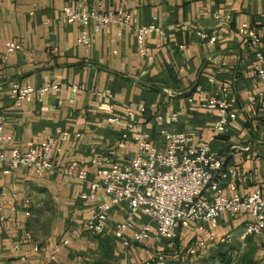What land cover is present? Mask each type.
<instances>
[{
    "label": "crops",
    "instance_id": "crops-1",
    "mask_svg": "<svg viewBox=\"0 0 264 264\" xmlns=\"http://www.w3.org/2000/svg\"><path fill=\"white\" fill-rule=\"evenodd\" d=\"M103 1L109 10L122 9L128 22L93 31L91 23L69 22L63 15L66 6L77 9V0H0V54L7 41L20 44L0 59V110L4 134L11 138L5 155L13 146L24 153L48 138L56 141L48 173L17 168L3 174L0 164V264H148L158 255L166 264H184L183 254L201 237L196 230L180 229L174 242H157L152 234L123 248L113 232L127 218L126 206L114 208L105 230L96 234L83 228L93 202L82 197L98 182L91 160L127 161L143 134L158 150L165 147L161 128L207 140L217 115L200 103L211 97H222L236 112L211 143L223 154L224 166L235 171V191L247 196L264 187V85L253 81L256 52L263 54L264 67V0ZM94 3L85 0L82 9ZM242 23L258 40L240 36ZM150 24L160 31L145 36L140 52L137 29ZM83 29L90 33L87 45L79 43ZM211 36L215 40L208 45ZM25 85L57 89L16 106L14 89ZM72 163L86 172L84 180ZM229 183L219 185L224 196L231 193ZM104 200L98 189L94 202ZM137 220L154 231L148 217ZM250 220L225 214L209 228L214 242L193 260L215 254L229 235L241 241L232 258L264 264V230L246 236Z\"/></svg>",
    "mask_w": 264,
    "mask_h": 264
},
{
    "label": "built area",
    "instance_id": "built-area-1",
    "mask_svg": "<svg viewBox=\"0 0 264 264\" xmlns=\"http://www.w3.org/2000/svg\"><path fill=\"white\" fill-rule=\"evenodd\" d=\"M84 1L77 0L76 10L71 6L63 9V15L69 22L79 19L83 25L91 23L93 31H99L114 22H128L129 17L122 9L109 10L103 0H94V5L85 10L82 9ZM153 31L159 32L160 29L155 24L138 27L137 44L140 52H143L145 36ZM238 33L243 38L258 40L255 30L246 23L239 26ZM196 34L201 38L207 37L202 31H197ZM214 40V36L208 37V45ZM89 42L90 33L83 29L79 43L87 45ZM18 49L20 44L7 41L0 59H5L8 54ZM255 57L253 81L264 85L263 54L256 52ZM56 89L55 85L38 89L30 85L17 87L14 89V103L18 106L23 101L32 99L41 101L45 93ZM248 100L254 102V97L249 96ZM200 106L208 112L214 111L217 115L212 134L207 140L198 137L194 132H169L161 128L159 135L165 141L163 150H158L149 135L143 134L137 139V153L129 160L108 162L101 157L91 160V165L96 168L98 182L91 185L89 195L82 197L93 202L89 217L83 223L86 231L102 233L110 212L125 205L127 218L118 223L113 232L114 238L123 248L145 242L152 234L157 242H174L180 229L192 228L201 237L195 239L184 254L188 264H195L193 258L198 250L214 242L209 228L214 227L225 214L231 218L239 215L251 217L245 226L246 236L262 233L264 187L247 196L237 193L233 185L235 171L224 166L223 154L211 149V143L227 131V126L235 119L236 112L229 108L222 97H211L202 101ZM126 117L128 121H132L134 114L128 111ZM172 118L175 119L176 115L172 114ZM110 121L117 122L118 119L112 117ZM10 141L11 138L4 134V119L0 110V164L4 167L3 174L24 168L41 175L53 169L52 152L56 144L54 139L48 138L39 148L24 153L13 146L8 149V155H5L3 146ZM72 168L77 170L78 180L85 179L86 172L77 163H72ZM227 179H230L228 188L231 193L224 196L219 185ZM98 189L102 190L106 200L94 202V194ZM140 215L150 219L154 231L149 224L138 223L137 218ZM62 242L66 243V240ZM230 242L229 235L220 240L222 244ZM156 260L157 264H166L163 255H158Z\"/></svg>",
    "mask_w": 264,
    "mask_h": 264
},
{
    "label": "trees",
    "instance_id": "trees-1",
    "mask_svg": "<svg viewBox=\"0 0 264 264\" xmlns=\"http://www.w3.org/2000/svg\"><path fill=\"white\" fill-rule=\"evenodd\" d=\"M227 244H220L215 254L208 256L205 259H202L200 261H195V264H245V260L241 261L240 263L234 262V258H232L230 252L232 251V248H228L226 246ZM184 257V254L183 256ZM184 264H188V260L185 258ZM148 264H157V260L154 259L150 261Z\"/></svg>",
    "mask_w": 264,
    "mask_h": 264
},
{
    "label": "rangeland",
    "instance_id": "rangeland-1",
    "mask_svg": "<svg viewBox=\"0 0 264 264\" xmlns=\"http://www.w3.org/2000/svg\"><path fill=\"white\" fill-rule=\"evenodd\" d=\"M237 239H239V237L232 236L231 237V242L229 244H227L226 246L228 248H232V249L236 250L240 246V242H241L240 240H237ZM240 260H241L240 256H235L234 257V262L240 263Z\"/></svg>",
    "mask_w": 264,
    "mask_h": 264
}]
</instances>
